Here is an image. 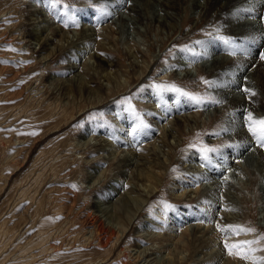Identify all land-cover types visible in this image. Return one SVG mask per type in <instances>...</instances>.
<instances>
[{
  "label": "rangeland",
  "instance_id": "obj_1",
  "mask_svg": "<svg viewBox=\"0 0 264 264\" xmlns=\"http://www.w3.org/2000/svg\"><path fill=\"white\" fill-rule=\"evenodd\" d=\"M130 1L0 0V264H255L229 255L225 239L256 241L254 258L264 257L262 149L246 124L247 112L264 117V90L245 68L264 25L239 12L204 16L205 0H188L170 31L138 22ZM41 27L61 46L49 58ZM97 54L117 81L101 76ZM74 61L93 94L60 83ZM242 82L263 107H234V94L249 97ZM202 147L217 151L205 159ZM138 158L161 179L154 190L138 182ZM128 194L134 202L121 200ZM228 225L255 231L220 230Z\"/></svg>",
  "mask_w": 264,
  "mask_h": 264
},
{
  "label": "bare ground",
  "instance_id": "obj_2",
  "mask_svg": "<svg viewBox=\"0 0 264 264\" xmlns=\"http://www.w3.org/2000/svg\"><path fill=\"white\" fill-rule=\"evenodd\" d=\"M134 2H132V1H130V4H128L127 2V5H129V7L128 6H126V7H128V8H126V7H123V8H126L127 10H130L131 12H134V16H133V18H135L138 22H140V23H142V24H145L146 22H147V24L150 22V19H151V23L152 22H156V24H158L159 26H161V27H163L164 29H166V28H168L170 31L171 30H174L175 29V27L178 25V22H179V20L181 19V17H182V14H183V12H184V9H185V7H186V4H187V2H188V0H133ZM136 1V2H135ZM247 1H249V3H248V5H247ZM252 2V1H251ZM197 3V8L202 12V14L204 15V16H213V18H224L225 20H226V16H228V15H232V14H235V15H237V13L239 12V13H242V14H245L246 16V18H248V20H250V19H256V21L257 22H261L263 25H264V0H254V2L253 3H251L250 4V0H205L204 1V3H202L201 1H199V3L198 2H196ZM125 5V3H122V5ZM121 5V4H120ZM121 5V6H122ZM123 5V6H124ZM155 5H160L162 8H163V11H164V14L163 15H161V14H159V13H157L155 16H150V14H149V9H150V7H154ZM261 5V6H260ZM254 6H256V7H254ZM120 7V6H119ZM122 8V7H121ZM116 9H118L117 7L115 8V10ZM117 11V10H116ZM123 11V10H122ZM136 14V15H135ZM198 14V13H197ZM42 15V14H41ZM235 15H233V16H235ZM45 16V15H44ZM244 16V15H243ZM123 17V16H122ZM132 17V16H131ZM226 17V18H225ZM231 17V16H230ZM107 18V17H106ZM205 18H207V17H205ZM99 19V18H98ZM221 19V20H222ZM123 20V19H122ZM223 21V20H222ZM228 21V20H227ZM252 21V20H251ZM248 22V21H246V24H249V26L252 24V23H254V22ZM48 22V21H47ZM100 22V21H99ZM153 24V23H152ZM253 25V24H252ZM146 26H148V25H146ZM255 26H256V23H255ZM52 27H54V26H52ZM258 27V26H257ZM260 27H263V26H261L260 25ZM85 28V27H84ZM87 28V27H86ZM239 28V27H238ZM259 28V27H258ZM50 29V28H49ZM98 29V28H97ZM224 29V28H223ZM253 29V28H252ZM261 29V28H260ZM53 30H55V31H57L58 32V37H59V41H61V40H63V37H64V35H63V32H61L60 31V28H57V26L56 27H54L53 28ZM85 30H87V31H85V32H90V30L91 29H85ZM95 30V29H94ZM93 30V31H94ZM240 30V29H239ZM38 32H36V40L37 41H40V45H42L44 48H46V49H49L50 51L48 52V54L46 55V58H49L50 57V55H52V54H54L55 53V48H56V46L58 47V48H61V46L59 47L58 46V43L59 42H57V43H55V41H53V38H51V39H48V36H47V29H45L44 27H41V30L39 31V30H37ZM33 32V31H32ZM32 32H31V34H32ZM92 32V31H91ZM263 32V31H262ZM94 33V32H93ZM172 33V32H171ZM48 34H49V32H48ZM87 34V33H86ZM90 34V33H89ZM217 34V33H216ZM239 34V33H238ZM263 34H264V32H263ZM84 36H86V35H84ZM264 36V35H263ZM263 36H262V38H263ZM50 37V36H49ZM90 37V36H89ZM92 37V36H91ZM229 37H230V35H229ZM254 37V36H253ZM231 38V37H230ZM252 38V37H251ZM92 39V38H91ZM222 39V38H221ZM34 40V39H33ZM219 40H220V38H219ZM225 40V39H224ZM71 41H73V40H71ZM217 41V40H216ZM221 41V40H220ZM228 41H229V39H228ZM248 41V40H247ZM219 42V41H218ZM224 42V41H223ZM225 42H226V40H225ZM73 43V42H72ZM221 44H222V42H220ZM220 43H218V44H220ZM37 44H39V42L37 43ZM52 44H55L54 46H52ZM74 44V43H73ZM61 45V44H60ZM74 45H77V44H74ZM224 45V44H223ZM225 45H226V43H225ZM242 45V44H241ZM256 45H258L260 48H259V50L261 49V47H263L264 48V38H263V40L262 41H258V42H255L254 44H253V46H251V48L253 49V51H252V49L249 51V53H250V58L247 60V61H245L246 62V64H248L245 68H246V75H248L249 77H256V80H257V82H255V84L257 83L258 84V86L260 87V89H262V90H264V62H263V59L261 58L262 56H260V52H261V50L260 51H258L257 49H258V46H256ZM219 46V45H218ZM222 46V45H221ZM244 46V45H243ZM223 47V46H222ZM240 47V46H239ZM254 47H255V49H254ZM214 48V47H213ZM212 48V49H213ZM216 48H219V47H216ZM74 49V48H73ZM72 50V49H71ZM74 50H76V49H74ZM197 50V49H196ZM216 50V49H215ZM79 51V50H78ZM92 51V50H91ZM212 52H214L213 50H211ZM89 52V51H88ZM204 52V51H203ZM217 52V51H216ZM215 52V53H216ZM76 53H77V51H76ZM138 50L137 51H134L133 53L131 52V57L133 58H135L136 56H138ZM214 53V54H215ZM92 54V53H91ZM141 54V53H140ZM67 55V54H66ZM76 55V54H75ZM80 55V54H79ZM79 55H76V56H79ZM210 55H211V53H210ZM73 55H72V59H73ZM95 57L97 58V60L95 61L96 62V67L98 68V70H99V72H100V74H101V76H103L105 79H108L109 80V82H112V81H115L116 79H115V77H113L112 75H111V72H109L108 71V68H107V66H110V65H112V63L111 62H109V61H107V60H105V59H101L102 61H105L106 62V65L105 64H103V63H101L100 61H99V59H100V56L97 54V55H95ZM206 57H207V55H206ZM213 57V56H212ZM215 57V56H214ZM225 57V56H224ZM75 58V57H74ZM208 58V57H207ZM211 58V57H210ZM209 58V59H210ZM245 58V57H244ZM71 59V60H72ZM75 59H78V58H75ZM74 59V60H75ZM80 59V58H79ZM107 59V58H106ZM208 59V60H209ZM211 59H213V58H211ZM238 59V58H237ZM224 61L225 62V60H226V58H220L219 56H216V58H214L213 60H212V62H213V64H217V62H219V61ZM209 62V61H208ZM244 62V61H243ZM70 63V62H69ZM228 63V62H227ZM254 63H256L257 64V66H256V69H252L251 68V66H253L254 65ZM77 62L76 61H74L72 64H70V66H69V72H74L75 74H74V76H73V78L72 79H70V78H63L64 80H66V81H61L60 83L63 85H67V84H69V85H67L65 88H66V90L67 89H69V87L70 86H73V85H76L79 89H80V91L81 92H83L85 89H86V92L88 91V93H91V94H93L94 93V89L89 85V83L87 82V80L85 79V75H82L81 73H78L79 71H78V68L79 67H77ZM213 64H211L212 66H213ZM226 64V63H225ZM220 65V64H219ZM183 66V65H182ZM186 66V65H185ZM245 66V65H244ZM184 67V66H183ZM249 68H251V70H249ZM76 69V70H75ZM240 69V68H239ZM189 73H190V71H189ZM189 73H187V74H189ZM244 74V73H243ZM190 75V74H189ZM188 75V76H189ZM221 77V76H220ZM242 77V76H241ZM74 79V80H73ZM73 80V81H72ZM253 80H255V79H253ZM84 81H85V83H84ZM105 81H107V80H105ZM117 81V80H116ZM72 82H74V84L72 83ZM84 83V84H83ZM241 87V91L239 90V92H242L243 93V91H242V89L243 88H249V89H251V87L249 86V82L247 83V84H244V82H242V84L240 85ZM234 89V88H233ZM254 89V88H253ZM259 89V90H260ZM109 91H111L110 89H109ZM255 91V90H254ZM257 91V90H256ZM85 92V91H84ZM234 92V91H233ZM232 94V93H231ZM247 94V93H246ZM100 96H102V95H100ZM247 96V95H246ZM261 97V96H260ZM260 97H258L257 95H255V96H251V97H247V99H245V102H243L244 101V96H239V94L238 95H236L235 96V94H234V98L232 99V101L234 102L233 103V105H234V107L235 108H237L238 109V107H239V109H245V107H251V109L253 108V110L255 109H257V108H261V107H263V104H262V101H263V99L261 100L260 99ZM232 98V97H231ZM221 100V99H220ZM223 100V99H222ZM229 100H231V99H229ZM232 101H230L231 102V104H232ZM230 105V104H229ZM154 106V105H153ZM219 109V108H218ZM246 110H248V109H246ZM177 111V110H176ZM214 111V110H213ZM238 111V110H237ZM260 111V110H259ZM241 112V111H240ZM246 112V111H245ZM173 113V112H172ZM176 117V116H175ZM191 117V116H190ZM177 118V117H176ZM182 118H184L185 119V116L184 117H180V116H178V120L177 121H180V120H182ZM192 119V118H191ZM125 120V119H124ZM189 121V120H188ZM184 122H185V120H184ZM173 123H174V121H173ZM195 123V122H194ZM196 124V123H195ZM172 126V125H171ZM240 128V127H239ZM238 128V129H239ZM173 129V128H172ZM235 129V128H234ZM170 130V129H169ZM248 131V130H247ZM169 133V136H171V137H173V138H175L176 136H175V130H173V131H168ZM246 133V132H245ZM250 133V132H249ZM167 135V134H166ZM166 135H165V137H166ZM235 135V134H234ZM247 135V134H246ZM244 136V135H243ZM250 136V135H249ZM251 137H253L252 135H251ZM250 137V138H251ZM170 138V137H169ZM248 138V137H247ZM254 138V137H253ZM178 139V138H177ZM251 141V140H250ZM255 142V141H254ZM253 142V143H254ZM258 145H260V144H258ZM255 147V146H254ZM235 148H237V147H235ZM257 148H258V146H257ZM256 148V149H257ZM260 148L262 149V152L260 151ZM260 148H259V151L261 152V156L263 157L262 159H261V161H263V164H264V148L263 147H261L260 146ZM238 149V148H237ZM230 149L228 148V150L226 151V152H228ZM236 149H234V151H235ZM258 150V149H257ZM231 151H233V148H232V150ZM256 151V150H255ZM259 152V153H260ZM257 153V152H256ZM119 154V153H118ZM125 154V153H124ZM137 154V153H136ZM121 155V154H120ZM139 155V154H138ZM131 156L132 155H129L128 157H125V158H129L130 160H132V159H134L135 157H136V155H134V158H131ZM145 156V155H144ZM258 156H259V154H258ZM140 157H142L143 158V156H139V158ZM146 157H148V155L146 156ZM260 157V156H259ZM139 158L137 159V161H135V163H136V165H135V168L138 170V172L140 171V173H141V175H142V178L140 177L139 178V180H138V182H141L142 184H145V182H150V184L148 185V184H146V186L147 187H149V189L150 190H154L155 189V187L159 184V182L161 181V179H159V177L156 175V174H154L153 172H146L147 173V175L145 174V173H143V169H145V164L144 163H147L146 161L145 162H143V163H139ZM142 158H140L141 160H142ZM150 158V157H149ZM149 158H147V159H149ZM152 158V157H151ZM128 159V160H129ZM260 159V158H259ZM145 160H146V158H145ZM150 160V159H149ZM148 160V161H149ZM159 160V159H158ZM134 161V160H133ZM161 161V160H160ZM149 162H151V161H149ZM158 161H156L155 163H157ZM119 163V162H118ZM128 165H130V166H132L131 165V163H129ZM147 166V165H146ZM192 167V166H191ZM133 168V167H132ZM148 168V167H147ZM146 168V169H147ZM196 170V169H195ZM128 171V170H127ZM154 172H155V169H154ZM122 174V173H121ZM120 174V175H121ZM126 174V173H125ZM217 175V174H216ZM122 176V175H121ZM218 180H219V177H218ZM221 180V179H220ZM223 181V180H222ZM221 181V182H222ZM208 182V181H207ZM182 183V182H181ZM115 184V183H114ZM125 185V184H124ZM213 185V184H212ZM112 187V190L115 192V190L117 189L116 188V186H111ZM120 192V189L118 190V192L117 193H119ZM153 192V191H152ZM181 195H179L177 198H180V197H182L183 195H184V191L181 189ZM122 194V193H121ZM127 194V193H126ZM120 195V194H119ZM123 196V197H122ZM121 197H122V199L121 200H127V202H134V201H132L133 199H135V198H131V197H129L130 195L128 194L127 196L126 195H122ZM187 196H189V195H187ZM191 196V195H190ZM113 202V201H112ZM100 203H102V202H100ZM119 203V202H118ZM122 203H123V201H122ZM136 203V202H135ZM140 203H141V201H140ZM114 208V207H113ZM100 209V208H99ZM105 210V209H104ZM105 212L110 216V217H112V219L114 218V220H115V223H116V225H118V226H120V227H125V224H124V226L122 225V216H121V214H119V215H117V213H115V212H111V210H105ZM121 212V211H120ZM132 220V218H129V221H131ZM230 221V220H229ZM151 222V221H150ZM232 222V221H231ZM115 225V226H116ZM100 229H102V228H100ZM208 246V245H207ZM217 254V253H216Z\"/></svg>",
  "mask_w": 264,
  "mask_h": 264
},
{
  "label": "snow or ice",
  "instance_id": "obj_3",
  "mask_svg": "<svg viewBox=\"0 0 264 264\" xmlns=\"http://www.w3.org/2000/svg\"><path fill=\"white\" fill-rule=\"evenodd\" d=\"M55 2V0H54ZM101 14L102 15H110L111 13L107 12L103 6H101ZM67 26V25H66ZM231 43V41H228ZM264 59V56L261 57ZM205 83H210L209 81H205ZM167 87V86H163ZM158 89H161L162 86L157 85ZM171 90L179 93L182 96L189 97L191 100L195 101L197 104L202 102V98L199 96H196L194 94H191L189 92L184 91L183 89L171 86ZM243 92L247 93L249 97L255 96L256 93L249 88H243ZM142 124V122H141ZM246 124L248 131L251 133V135L257 140V142L264 147V117L256 118L254 117L252 112H247L246 116ZM139 126V125H138ZM135 131V130H134ZM194 146V145H193ZM201 151L204 153V158L208 159V153L209 152H215L217 149L214 148H208V147H202ZM222 232H232L233 234H240L241 232L247 233V232H254L255 229L252 228H244L242 226H234V225H228L224 228L220 229ZM256 241L252 240H244L239 241L234 244H229L227 239L224 241V247L228 251L229 255H236L239 256L242 259L249 260V259H255V264H264V257H255L254 253L257 251L256 248H253L252 245L255 244Z\"/></svg>",
  "mask_w": 264,
  "mask_h": 264
}]
</instances>
